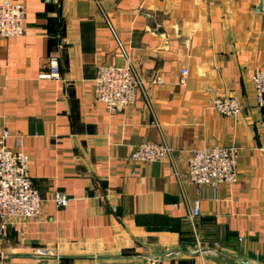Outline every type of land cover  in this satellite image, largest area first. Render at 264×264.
Returning <instances> with one entry per match:
<instances>
[{
	"label": "crops",
	"instance_id": "0c3cea01",
	"mask_svg": "<svg viewBox=\"0 0 264 264\" xmlns=\"http://www.w3.org/2000/svg\"><path fill=\"white\" fill-rule=\"evenodd\" d=\"M12 1L23 5L24 26L0 38V130L21 137L43 206L38 221L0 234V264H264V111L250 81L264 64V0ZM126 58L149 106L137 97L108 109L93 99L95 70ZM53 62L60 77H42ZM218 95L235 97L237 116L212 109ZM160 136L184 200L167 161L128 159ZM229 143L238 149L235 184L186 180L190 150ZM194 199L197 223L214 225L203 239L212 252L191 253L181 235Z\"/></svg>",
	"mask_w": 264,
	"mask_h": 264
},
{
	"label": "built area",
	"instance_id": "2783aa9c",
	"mask_svg": "<svg viewBox=\"0 0 264 264\" xmlns=\"http://www.w3.org/2000/svg\"><path fill=\"white\" fill-rule=\"evenodd\" d=\"M23 19L24 8L20 2L1 0L0 38L21 36ZM118 45L122 49L121 44ZM122 52L124 53L123 50ZM185 73L186 69L182 68L179 84L184 83ZM41 76L58 79L60 74L57 64L51 63L49 72ZM250 81L255 104L264 111V64L252 68ZM92 96L95 101L103 103L108 109L131 105L137 97L149 106L145 84L127 58L123 66L107 64L96 68ZM211 106L222 116L235 117L240 111L238 101L231 95L214 96L211 99ZM7 138L12 139V146L5 144ZM237 156V146L231 143L193 148L186 157V180L193 185L208 186L211 189L220 184L233 185L237 181ZM128 159L143 164L167 161L172 167L184 200L181 178L172 163V149L161 136L159 141H140L130 151ZM28 162V155L22 148L21 137L18 134H10L7 129L2 128L0 130V234L4 233L9 224L21 226L27 222L38 221L41 217L43 199L31 184ZM52 201L56 206L62 207L67 204L68 198L60 192H54ZM198 217L199 204L198 200L194 199L190 206H186L185 212V222L192 242L190 252L193 254L212 252L213 249L203 242L197 223ZM207 229V233L213 238L214 227L210 225ZM34 252L39 256L48 254L42 248H36Z\"/></svg>",
	"mask_w": 264,
	"mask_h": 264
},
{
	"label": "trees",
	"instance_id": "16d2710c",
	"mask_svg": "<svg viewBox=\"0 0 264 264\" xmlns=\"http://www.w3.org/2000/svg\"><path fill=\"white\" fill-rule=\"evenodd\" d=\"M202 224L203 223H201V222L198 221V226H199V229H200V232H201V237L203 239L205 238V236H208V238L209 237H212V235L210 236V233H207V230H208L207 229V226H210L211 225V226L214 227V225L212 223H208V224H206V227H202V226H204ZM184 225H185V229L181 231V235H183L186 239H190L191 240V238H190V232H189V229H188V226H187L186 222H185Z\"/></svg>",
	"mask_w": 264,
	"mask_h": 264
},
{
	"label": "water",
	"instance_id": "95a60500",
	"mask_svg": "<svg viewBox=\"0 0 264 264\" xmlns=\"http://www.w3.org/2000/svg\"><path fill=\"white\" fill-rule=\"evenodd\" d=\"M257 9H258V10L261 9V1L259 2ZM237 261H238V260H237ZM238 262H240L241 264H246L245 260H241V261L239 260Z\"/></svg>",
	"mask_w": 264,
	"mask_h": 264
}]
</instances>
